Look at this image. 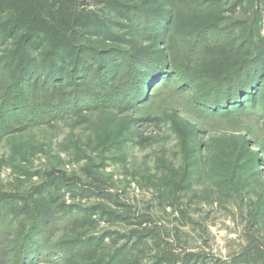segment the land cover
<instances>
[{"label":"rangeland","instance_id":"obj_1","mask_svg":"<svg viewBox=\"0 0 264 264\" xmlns=\"http://www.w3.org/2000/svg\"><path fill=\"white\" fill-rule=\"evenodd\" d=\"M121 1L157 7V0ZM166 2L173 38L189 45L191 32L202 29L205 46L175 54L182 78L158 91L151 82L146 102L0 137L1 192L46 187L51 171L78 185L50 186L56 210L42 253L24 264H99L110 255L129 256V264H264V70L254 64L264 57V0ZM90 7L102 25L85 42L120 48L119 16ZM229 65L240 77L253 68L247 81L256 100L246 101L250 111L210 112L198 96ZM11 230L0 226V253ZM85 239L97 243L93 250L69 251Z\"/></svg>","mask_w":264,"mask_h":264},{"label":"trees","instance_id":"obj_2","mask_svg":"<svg viewBox=\"0 0 264 264\" xmlns=\"http://www.w3.org/2000/svg\"><path fill=\"white\" fill-rule=\"evenodd\" d=\"M97 4L120 18L114 34L118 49L85 42L101 32L102 24L90 7ZM165 4L166 0H157V7L149 9L127 7L121 0H0V16H6L0 21V137L84 111L146 102L151 82L158 91L173 77L182 78L175 54L184 56L195 44H204L202 29L191 32L189 45L182 37L173 38L168 29L171 12ZM256 60L255 70L257 63L264 70V57ZM236 68L229 65L210 77L211 85L199 94L198 101L210 112L245 110L246 101L256 100L257 88L250 91L247 81L253 68L242 69L241 77ZM47 184L22 194L0 191V226L13 228L6 234L10 239L0 253V264H24L42 253L38 247L56 210L51 185L78 190L76 182L60 171L49 172ZM93 243L81 240L69 251L90 252L97 244ZM64 248L56 249L63 253ZM118 256L110 255L99 264H129L132 259Z\"/></svg>","mask_w":264,"mask_h":264}]
</instances>
